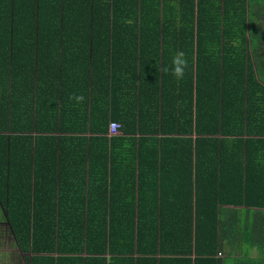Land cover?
Wrapping results in <instances>:
<instances>
[{
    "label": "trees",
    "instance_id": "1",
    "mask_svg": "<svg viewBox=\"0 0 264 264\" xmlns=\"http://www.w3.org/2000/svg\"><path fill=\"white\" fill-rule=\"evenodd\" d=\"M31 1L38 27L40 0ZM54 1L44 12L60 18L66 0ZM101 2L107 16L115 13L117 0ZM130 4L126 12L138 15L132 27L138 24L140 34L131 118L110 115V67L106 85L96 77L81 86L85 99L74 101L71 114L64 92L54 112L51 100L38 101L55 86L35 81V70L21 83L19 69L0 68V204L15 243L27 264H264V55L254 51L264 41L254 32L264 0ZM145 36L156 48V82L148 85ZM181 51L188 66L177 79L171 61ZM92 71L97 76L100 68ZM112 120L120 133L109 137ZM168 157L182 159L184 169H168ZM231 158L238 159L237 200L223 188ZM165 167L173 173L168 193L154 189ZM223 205L250 209L246 239L259 260L233 257L236 246L219 226Z\"/></svg>",
    "mask_w": 264,
    "mask_h": 264
},
{
    "label": "crops",
    "instance_id": "2",
    "mask_svg": "<svg viewBox=\"0 0 264 264\" xmlns=\"http://www.w3.org/2000/svg\"><path fill=\"white\" fill-rule=\"evenodd\" d=\"M29 1L32 4L31 0H17L18 3L16 0H12L11 4L10 0H0V68L19 69L18 80L21 83H29L32 78L31 71L35 70V81L39 80L45 87L47 85L55 86L54 89L52 87V90H58V94L51 90L49 95V92L45 90V93L39 94V98H41L38 101L51 100V112H54V101L60 97L59 91L64 92L66 96L63 95V98L69 105L67 112L71 114L77 111L78 106L74 109V101L69 100V96L72 94L83 95L79 91L81 86L92 80L95 81L96 77L101 80L100 84L106 85L107 68L110 67L112 68V76H110L109 83L114 92L113 96L109 98V106L112 108L110 115L119 120L133 117L135 109L138 110L137 102L133 101L134 99L138 100L137 65L140 53L138 24L135 28L132 27L133 21H138V15L131 13L129 17V13L126 12L129 6L132 7L133 4L130 3L133 0H117V3L114 4L115 13L112 14L110 11L109 16H107V12H104V9H107V2H101V0H66L60 5V7H67L64 10L65 14L60 18H58L56 11L49 14L44 12V9L51 11L56 1L40 0L35 5L36 7L41 6V23L38 27L37 24L34 26V16H32L34 7L29 5ZM10 7L11 13L9 12ZM59 19H62L60 25L57 24ZM108 21L109 30L106 29ZM13 24H17L19 29H12L11 25ZM141 48L142 52L146 54L149 67L145 78L147 85L154 84L156 82L153 71L155 45L145 36ZM248 51L250 52V46H248ZM93 65L100 68L97 76L96 74L93 76ZM113 87L119 91L116 89L114 91ZM82 112L84 116L86 109L83 106ZM111 116L110 118H112ZM110 122L118 121L112 120ZM170 122L167 120L168 128L173 124ZM70 125L67 124L68 127ZM136 136L137 134H135ZM192 138H195V134L192 135ZM167 152L174 153L173 150ZM226 163L228 164L224 166L226 169H224L225 179L223 180V188H225L226 193H222L231 200H237L238 196L235 190L237 189V178H239L236 171L238 159L233 158L232 161L231 158ZM165 165L168 169L169 166L176 167V165L179 170L185 167L182 159L173 157H168L165 160ZM166 167L165 175L160 180V183L163 182L164 184L162 183L160 188L159 186L154 188L158 192L164 193L166 191L168 193L171 188L169 183L173 178V173H166L168 170ZM70 175L67 174V177L69 178ZM151 178L152 180L156 179L154 171H151ZM220 212L221 222L219 226L221 229H227L224 238H229L228 243L226 240L225 243L236 246L233 257L249 256L255 261L259 260L261 256L249 246L246 239V230L251 225L250 209H246L244 206L223 205L220 207ZM230 220L238 227L240 234L235 233L234 228L228 226L231 224ZM233 236L234 239L231 241ZM225 255L226 253H220L219 256L224 257ZM231 262L233 261L231 260ZM0 264H27L25 255L20 252L17 243L14 241L1 204Z\"/></svg>",
    "mask_w": 264,
    "mask_h": 264
},
{
    "label": "clouds",
    "instance_id": "3",
    "mask_svg": "<svg viewBox=\"0 0 264 264\" xmlns=\"http://www.w3.org/2000/svg\"><path fill=\"white\" fill-rule=\"evenodd\" d=\"M188 66V61L185 58L184 52H177L171 61V74L177 79H182L185 74V69ZM162 72H167L169 69L167 67L161 68ZM83 95L72 94L69 96V100L75 101L77 104L84 101Z\"/></svg>",
    "mask_w": 264,
    "mask_h": 264
},
{
    "label": "rangeland",
    "instance_id": "4",
    "mask_svg": "<svg viewBox=\"0 0 264 264\" xmlns=\"http://www.w3.org/2000/svg\"><path fill=\"white\" fill-rule=\"evenodd\" d=\"M264 15V13L262 14ZM252 20L254 23H257L258 20H261L260 18H257L256 16H253ZM261 22V21H260ZM258 24V23H257ZM256 26V25H255ZM258 26V25H257ZM261 28V29H260ZM255 33H258L259 36L264 37V18L263 22H261V27L255 28L254 29ZM258 50V55H264V41H262L260 44H257L256 47L254 48V51Z\"/></svg>",
    "mask_w": 264,
    "mask_h": 264
},
{
    "label": "built area",
    "instance_id": "5",
    "mask_svg": "<svg viewBox=\"0 0 264 264\" xmlns=\"http://www.w3.org/2000/svg\"><path fill=\"white\" fill-rule=\"evenodd\" d=\"M120 133V124L117 122H110L108 125V135L116 136ZM220 255V254H218Z\"/></svg>",
    "mask_w": 264,
    "mask_h": 264
}]
</instances>
